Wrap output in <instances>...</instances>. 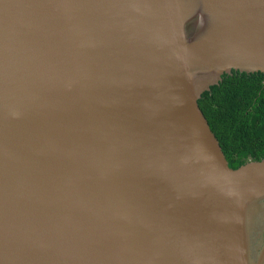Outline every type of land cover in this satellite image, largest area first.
Segmentation results:
<instances>
[{
	"label": "water",
	"instance_id": "water-1",
	"mask_svg": "<svg viewBox=\"0 0 264 264\" xmlns=\"http://www.w3.org/2000/svg\"><path fill=\"white\" fill-rule=\"evenodd\" d=\"M264 72V0H0V264H264V158L198 100Z\"/></svg>",
	"mask_w": 264,
	"mask_h": 264
},
{
	"label": "trees",
	"instance_id": "trees-1",
	"mask_svg": "<svg viewBox=\"0 0 264 264\" xmlns=\"http://www.w3.org/2000/svg\"><path fill=\"white\" fill-rule=\"evenodd\" d=\"M198 102L231 167L264 158V72L225 73Z\"/></svg>",
	"mask_w": 264,
	"mask_h": 264
}]
</instances>
